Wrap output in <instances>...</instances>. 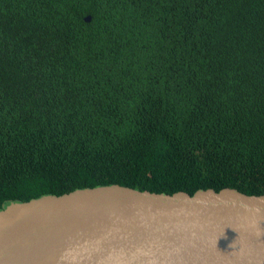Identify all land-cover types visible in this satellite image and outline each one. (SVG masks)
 <instances>
[{
  "label": "trees",
  "instance_id": "16d2710c",
  "mask_svg": "<svg viewBox=\"0 0 264 264\" xmlns=\"http://www.w3.org/2000/svg\"><path fill=\"white\" fill-rule=\"evenodd\" d=\"M110 184L264 194V0H0V209Z\"/></svg>",
  "mask_w": 264,
  "mask_h": 264
},
{
  "label": "water",
  "instance_id": "95a60500",
  "mask_svg": "<svg viewBox=\"0 0 264 264\" xmlns=\"http://www.w3.org/2000/svg\"><path fill=\"white\" fill-rule=\"evenodd\" d=\"M0 264H264V194L110 184L12 201Z\"/></svg>",
  "mask_w": 264,
  "mask_h": 264
}]
</instances>
